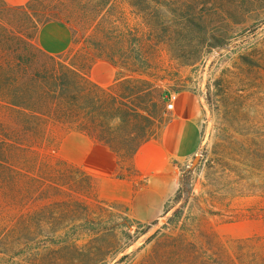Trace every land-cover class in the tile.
Masks as SVG:
<instances>
[{
  "label": "rangeland",
  "instance_id": "374dc122",
  "mask_svg": "<svg viewBox=\"0 0 264 264\" xmlns=\"http://www.w3.org/2000/svg\"><path fill=\"white\" fill-rule=\"evenodd\" d=\"M49 21L73 31L72 46L55 59L37 41ZM103 62L114 67V81L137 74L152 83L114 89V95L120 92V111H114L119 155L72 132L61 143V157L83 167L96 186L99 177L136 180L134 157L123 147L133 148L142 128L156 138L170 120L167 95L181 92L196 98L201 147L175 162L178 188L157 219L140 221L128 207L105 201L93 210L94 222L74 231L84 252L38 255L34 247L21 248L9 264H56L59 257L65 264H115L134 255L176 210L181 223L206 212L204 221L223 239L264 233V224L255 221L264 206V0H30L19 7L0 0L1 125L13 124L2 112L3 98L18 100L24 85L32 90L33 74L42 80L68 66L91 79L93 66ZM136 222L158 224L118 254L143 229ZM144 254L123 264H140Z\"/></svg>",
  "mask_w": 264,
  "mask_h": 264
},
{
  "label": "trees",
  "instance_id": "16d2710c",
  "mask_svg": "<svg viewBox=\"0 0 264 264\" xmlns=\"http://www.w3.org/2000/svg\"><path fill=\"white\" fill-rule=\"evenodd\" d=\"M43 53L52 59L58 57ZM24 73L28 78L25 70ZM131 76L103 87L79 70L61 66L42 80L33 74V89L24 85L18 100L3 98L2 112L13 124H0V264H9L21 248L34 247L38 255L52 249L58 253L68 249L85 251L86 244L74 231L94 222L93 210L105 201L98 196L93 176L61 157L59 149L66 134L80 132L116 151L114 111H120L116 105L120 92L114 95V89H135L138 84L152 83L149 76ZM136 135L133 148L123 147L133 157L151 140L145 128ZM259 212L255 221L264 224V206ZM180 213L176 210L134 252H145L140 264H264V233L223 239L204 221L206 212L182 223ZM136 223L143 229L136 231L138 236L118 254L158 224ZM90 254L93 263L98 261L96 252ZM134 255H124L115 264L132 261ZM55 263L68 262L59 257Z\"/></svg>",
  "mask_w": 264,
  "mask_h": 264
},
{
  "label": "crops",
  "instance_id": "0c3cea01",
  "mask_svg": "<svg viewBox=\"0 0 264 264\" xmlns=\"http://www.w3.org/2000/svg\"><path fill=\"white\" fill-rule=\"evenodd\" d=\"M30 0H4L11 7L26 5ZM39 48L50 56L65 54L73 42V31L61 21L45 23L38 32ZM109 65V66H108ZM91 79L100 86L114 83V67L108 63L94 65ZM196 98L188 92L177 93L170 120L160 134L144 143L134 156L136 180L99 177L98 196L126 206L138 220L157 219L164 204L178 188L175 162L194 156L201 147V131L194 116Z\"/></svg>",
  "mask_w": 264,
  "mask_h": 264
},
{
  "label": "built area",
  "instance_id": "2783aa9c",
  "mask_svg": "<svg viewBox=\"0 0 264 264\" xmlns=\"http://www.w3.org/2000/svg\"><path fill=\"white\" fill-rule=\"evenodd\" d=\"M177 99L176 93H170L166 97V109L167 111H172L174 109L175 101Z\"/></svg>",
  "mask_w": 264,
  "mask_h": 264
}]
</instances>
